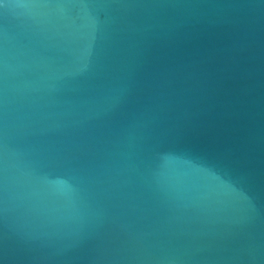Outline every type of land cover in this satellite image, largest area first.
Masks as SVG:
<instances>
[{"label":"water","instance_id":"water-1","mask_svg":"<svg viewBox=\"0 0 264 264\" xmlns=\"http://www.w3.org/2000/svg\"><path fill=\"white\" fill-rule=\"evenodd\" d=\"M0 264H264V0H0Z\"/></svg>","mask_w":264,"mask_h":264}]
</instances>
